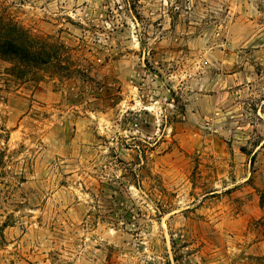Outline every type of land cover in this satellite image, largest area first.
I'll return each instance as SVG.
<instances>
[{"label":"rangeland","instance_id":"obj_1","mask_svg":"<svg viewBox=\"0 0 264 264\" xmlns=\"http://www.w3.org/2000/svg\"><path fill=\"white\" fill-rule=\"evenodd\" d=\"M0 15L77 68L0 59V264H264V0Z\"/></svg>","mask_w":264,"mask_h":264},{"label":"trees","instance_id":"obj_2","mask_svg":"<svg viewBox=\"0 0 264 264\" xmlns=\"http://www.w3.org/2000/svg\"><path fill=\"white\" fill-rule=\"evenodd\" d=\"M71 58L70 49L63 43L31 34L15 21L0 15V59L10 64V72L34 76L36 69L57 64L65 74L71 75L77 71L76 67L68 66ZM64 61L67 65H63ZM260 203H264V191L260 192Z\"/></svg>","mask_w":264,"mask_h":264}]
</instances>
